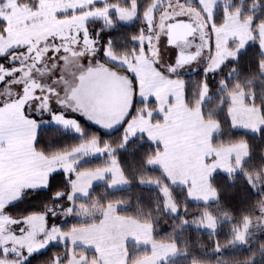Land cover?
I'll return each instance as SVG.
<instances>
[{
    "label": "rangeland",
    "instance_id": "1",
    "mask_svg": "<svg viewBox=\"0 0 264 264\" xmlns=\"http://www.w3.org/2000/svg\"><path fill=\"white\" fill-rule=\"evenodd\" d=\"M17 1L4 0L0 7L2 17L6 20V35L0 37V55L10 53L6 64H12L21 73L19 79L13 76L0 83V105H3L0 107V246L9 250L8 256L0 255V264H21L22 252L26 253L28 248H41L42 251L45 243L48 246L68 245L69 259L66 264H172L182 258L184 255L178 253L173 245L154 242L149 225L119 216L117 211L124 208L122 204H110L100 210H85L74 205L75 199H86L92 187L99 184L106 185L110 191L129 187L118 165L113 162V151H94V148H98L97 142L92 144L91 140L82 143L85 145L83 150L72 152L70 156L67 152L46 158L32 150L26 131L15 134L16 129H26L28 123L20 115L19 105L34 94L37 86L45 90L56 89L59 94H54L52 99L63 102L66 112L71 113V109L75 108L76 112L71 114L95 128L89 120L78 115L80 111H86L105 125L99 129L101 132L111 133L122 125L120 121L129 111L133 99L132 85L119 62L123 61L139 77L140 93L136 95V100L144 103L153 101L156 105L155 111L145 109V115L126 121L125 140L144 136L150 144L160 146L158 154L147 163V169L158 170L170 187L185 189L189 202L207 205L217 198L210 179L215 174L227 177L243 175L242 166L248 160L247 147L242 143L212 145V140L221 131L217 118L226 117L232 130L248 134H257L264 129V104L259 107L258 98L252 90L254 85L264 81V63L258 78L241 84L232 83L230 86L223 84L221 92L215 96H209L206 87L200 85L192 108L184 102V81L171 75H191L204 72L205 68L209 69L207 73L213 72L212 69H218L228 60H235L248 47L257 43L259 28L255 40L251 30L252 18L243 19L242 11L232 10L231 4L225 0H197L198 9L178 3L169 5L153 22V9L156 11L164 3L154 0L143 16L148 28L154 25L149 52L146 55L116 57L119 61L106 59L124 69L115 70L102 64L97 55L92 54L99 46L96 42L93 45L94 40L87 25L96 21L106 28L116 23L128 25L135 20L136 15L131 20H122L119 17L126 16L127 10L119 13L112 10L114 18L110 20L101 15L91 16L87 21L75 15L58 19V9L75 7L86 0H37L35 11L28 6L18 5ZM97 2L100 3V0ZM219 11H223V20L217 27L213 20ZM84 23L88 35L79 42L77 48V36L69 33L68 28L71 26L76 31ZM176 23H188L195 30L191 37L175 41L180 54L195 55V58L185 65H178L177 57L176 70L173 71L169 68L170 51L166 46H161L157 53L155 42L168 35L169 25ZM148 28L140 35L144 38L142 42L149 39ZM263 31L260 30L261 33ZM56 37H62L56 41V47L63 55L50 57L48 50ZM233 54H236L235 59ZM157 61L159 70L155 67ZM69 62L76 65L71 75L62 70ZM4 75L5 67L1 66L0 79ZM21 81L26 82L24 97L17 100ZM45 105L46 101L33 107L39 112ZM155 116L160 117L162 122L152 123L151 118ZM61 129L79 137L82 135L75 131L71 123ZM104 155L109 157L107 166L94 171L74 172L83 162ZM57 165L74 175L69 194L72 195L71 209L75 211V218L91 219L99 215L98 223L61 232L58 226L66 222L68 211L62 218L58 214L57 228L48 230L42 216H34L22 223L6 217L5 207L17 200V196L21 197V193L34 190L28 185L46 182ZM244 177L257 191L264 180V172L262 176ZM141 184L159 191L167 213H178L171 193L164 184L156 181H144ZM173 208L176 210L173 211ZM226 222L203 215L191 222L190 226L197 231L215 235ZM262 230L264 203L230 230L232 241L227 250L238 252L251 248ZM9 257H20V260H10Z\"/></svg>",
    "mask_w": 264,
    "mask_h": 264
},
{
    "label": "trees",
    "instance_id": "2",
    "mask_svg": "<svg viewBox=\"0 0 264 264\" xmlns=\"http://www.w3.org/2000/svg\"><path fill=\"white\" fill-rule=\"evenodd\" d=\"M160 1H164V3L155 11L153 22L169 5L178 3L198 9L197 0ZM225 1L231 4L232 10H241L243 19L252 18L251 30L254 33V39L257 40V29L260 24L264 23V0ZM106 2L111 4L118 2V0H106ZM119 2L127 4L128 0H119ZM136 2L140 5V9L131 24L116 23L112 27L106 28L101 22L96 21L87 25L90 28V36L99 46V49L105 48L111 43L115 57L131 56L138 53L139 47L133 37L140 36L148 28L143 21V16L152 6L154 0H136ZM17 3L20 6H28L32 11L37 10V0H18ZM3 4H0V7ZM100 6L103 7V4L100 3ZM56 17L63 19L68 18L69 15L65 13ZM112 17L114 18L113 14ZM222 20L223 11H219L214 16L213 23L218 27L222 24ZM5 30L6 25H0V37L4 36ZM97 58L102 64L110 68L124 70L106 61V59L101 61L98 55ZM263 63L264 56L261 54L258 44L255 43L239 54L235 60L224 62L213 72L205 74L203 71H199L191 75L171 76L178 79L182 78L184 81V102L189 108H192L200 85L206 87L209 96H215L221 92L223 84L230 86L232 83L241 84L250 79L258 78ZM5 65H7L6 61ZM252 90L254 96L258 98L259 107H262L264 104V81L254 85ZM145 109L153 112L156 105L153 101L148 103L137 101L135 113L126 121L145 115L143 113ZM75 118L79 119V127L82 129L80 137L61 128H48L44 131L42 142L35 152L50 158L57 154L70 152L73 148H77L82 143L91 141L93 137H96L98 148L113 151L112 157L117 158L116 164L127 180L129 187L123 190L110 191L106 185L99 184L92 187L86 199H75L74 205L85 210H100L110 204L124 205L123 209L117 211L119 216L149 225L154 242L171 244L178 253L184 255L172 264H264V230L259 233L251 248L241 249L238 252L227 250L232 241L230 230L238 226L241 220L248 218L264 203V180H262L259 190L255 191L244 177V175L262 176L264 172V129L257 134H248L232 130L226 117L217 118L221 131L219 136L212 140V145L227 146L242 143L247 147L248 160L242 166L243 175L236 174L227 177L222 174H215L210 179V185L217 198L215 202L204 205L189 202L185 189L170 187L158 170L147 169V163L158 154L161 148L147 142L144 136L125 140L124 128L126 123L111 133H103L80 118ZM151 122L161 123L162 119L155 116L151 118ZM105 144H107V148L104 147ZM108 158L107 155H104L101 158L85 161L77 166L74 172L80 173L103 168L107 166ZM72 179L68 183H64L63 179L58 177L55 182L56 190L69 194ZM144 181H156L164 184L171 193L178 213L176 215L167 213L164 209L163 197L159 191L142 185L141 182ZM68 204L69 201L66 198L59 203L54 202L43 190H27L19 199L9 204L7 208L5 207L4 214L16 222L34 216H42L43 213L55 209L62 218L68 211L63 206ZM203 215L210 216L215 220L224 219L228 222L220 226L215 235L203 233L190 226L191 222ZM67 218L65 219L66 222H62L58 226L61 232L97 224L99 221V215L93 216L91 219H77L74 210L69 213ZM46 229L48 230V228ZM68 251V245L51 244L30 257L27 264H53L55 257L61 258L60 264H66L69 259ZM22 253V256L26 254L25 252ZM9 259L18 261L20 257H9ZM21 264H25V261L23 260Z\"/></svg>",
    "mask_w": 264,
    "mask_h": 264
},
{
    "label": "snow or ice",
    "instance_id": "3",
    "mask_svg": "<svg viewBox=\"0 0 264 264\" xmlns=\"http://www.w3.org/2000/svg\"><path fill=\"white\" fill-rule=\"evenodd\" d=\"M4 0H0V4H3ZM100 3L103 4V7L100 6ZM100 3L97 2V0H86L85 3H81L76 5L75 7H68V8H61L57 10V16L60 17L67 13L69 15V18L71 16H80L82 21H87V19L91 16L101 15L105 18L109 19L112 15V10H115L116 12H121L124 10H127L126 16H120L119 18L122 20H131L135 15L139 13L140 5L136 2V0H128V3H122V2H114V3H107L106 0H100ZM159 7V5H157ZM83 10V12H81ZM153 19H155V9H153ZM147 23V21H146ZM0 25H6V20L2 17V10H0ZM154 28V25H149L148 28V34L149 39L146 42H142L144 40L143 37L140 36H134L133 40L136 42L137 46L139 47L140 51L137 53V55H146L149 52V45L152 43L151 41V30ZM68 32L72 35L77 36V48H79L80 44L79 42L83 39H85L88 35L87 33V27L86 23L82 24L80 29H77L76 31H73V27L68 28ZM6 35V33H4ZM59 39H62V37H56L55 40L52 41V46L48 50V55L51 56H61L63 53L56 47V41ZM95 41H93L94 45ZM156 44V51L159 52V49L161 46H166L168 50L171 53L170 62H169V68L171 70H176V58L180 55V50L176 43L169 42V36L165 34L162 39L158 38L155 42ZM262 50H264V43L261 44ZM208 50H211V44L208 46ZM93 55H98L100 60L105 59H115L119 61V58L114 57V49L112 48L111 43L105 48L95 50ZM236 58V54H233V59ZM8 59L7 53L0 55V66L5 67V75L3 76V79H0V83H4L7 80L12 79L13 76H15L17 79H19L21 73L19 69L13 68L12 64L5 65V61ZM121 66L125 68V71L127 73V79L130 81L132 88H133V99L131 102V105L129 107V111L126 113L125 117L120 121L121 124H123L127 119H129L136 110V95L140 93V81L139 77L137 76L136 72L128 67L127 64L123 63V61H119ZM135 62V59H133V63ZM76 65H74L72 62L67 63L63 71L69 72L71 75L74 71V68ZM155 67L157 70H159V62H156ZM213 71L215 69H212ZM209 71L208 68L204 69L205 74ZM182 79V78H181ZM25 81L20 82V92L17 94L16 99L21 100L24 97V88H25ZM206 84V81H205ZM44 92V95H41V93ZM54 94H59L56 89H47L37 86L34 90V94L27 100H24L22 104L19 105L20 108V115L23 117V120L28 122L27 128H21L16 129L15 134L20 135L27 132L28 138L31 142V148L33 151H36L39 148V145L42 142L44 131L48 128H67L69 124L75 128V131L77 133H82V129L79 127V119H76L71 113H75L76 109H71L70 112H66L63 107V102L61 101H53L52 96ZM46 101V105L40 109L39 112L36 111V109L33 107V105H39ZM3 105H0L2 107ZM78 115L86 120H89L90 124L94 125L96 130L99 131L101 127H105V125L93 117L89 116L86 111H80ZM34 129V131H33ZM259 130V129H255ZM130 142V141H126ZM92 144L96 143V137L92 138L91 141ZM107 148V144L104 146ZM85 148L84 144H81L79 148H73L71 152L67 153V155H71L72 152H77L80 150H83ZM94 151H101L100 148H94ZM113 162L116 163L117 158L113 157ZM109 169H103V171H106ZM73 173L68 172L66 169L61 168L59 165H57L56 168H54L50 174L48 175L47 181L37 184V185H28L29 188L32 189H40L44 192L48 193L49 198H51L54 202L59 203L61 200H64L65 198L69 201L68 205H64L63 207L68 209V212L71 213L72 209L70 207L71 201H72V195L68 193H62L60 191L56 190L55 182L58 177H61L63 179L64 183H68L72 179ZM22 195V193H21ZM17 199L20 197L17 196ZM7 208V206H6ZM63 211V208L61 209ZM176 209L173 208V211ZM42 218L44 221V225L46 228H56L58 220V214L55 211V209H51L45 213L42 214ZM16 223H22V221H17ZM48 246V243H45L42 245L43 248H46ZM41 251V248H37L35 250H32L31 248L26 249V254L22 256V259L25 261V264H27V261L30 257L34 256L37 252ZM9 250L7 247L0 246V255L8 256ZM59 257H55L53 260V264H60Z\"/></svg>",
    "mask_w": 264,
    "mask_h": 264
},
{
    "label": "water",
    "instance_id": "4",
    "mask_svg": "<svg viewBox=\"0 0 264 264\" xmlns=\"http://www.w3.org/2000/svg\"><path fill=\"white\" fill-rule=\"evenodd\" d=\"M175 32L177 33L174 34ZM193 33H195V30L190 26V24L176 23L169 27V42L175 43L178 38L185 40L187 37H191ZM194 58L195 55L180 54L177 59V64L185 65L186 63L193 61Z\"/></svg>",
    "mask_w": 264,
    "mask_h": 264
},
{
    "label": "crops",
    "instance_id": "5",
    "mask_svg": "<svg viewBox=\"0 0 264 264\" xmlns=\"http://www.w3.org/2000/svg\"><path fill=\"white\" fill-rule=\"evenodd\" d=\"M258 28H259V31H258L259 32V35H258L257 44H258V46L260 48L261 54L264 56V52H263V50L261 48V44L264 43V31L262 33L260 32V30H264V23L260 24ZM124 123H126V121Z\"/></svg>",
    "mask_w": 264,
    "mask_h": 264
},
{
    "label": "flooded vegetation",
    "instance_id": "6",
    "mask_svg": "<svg viewBox=\"0 0 264 264\" xmlns=\"http://www.w3.org/2000/svg\"><path fill=\"white\" fill-rule=\"evenodd\" d=\"M168 25H169V24H167V26H168ZM167 26H166V27H167ZM170 26H171V25H169V27H170ZM179 31H180V30H179ZM182 31H183V30H182ZM176 33H177V32H175L174 34H176Z\"/></svg>",
    "mask_w": 264,
    "mask_h": 264
}]
</instances>
